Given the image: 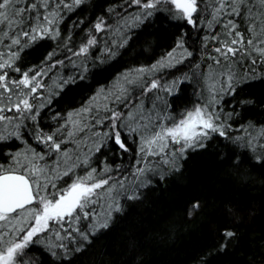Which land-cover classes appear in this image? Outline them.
Returning a JSON list of instances; mask_svg holds the SVG:
<instances>
[{
    "label": "snow or ice",
    "instance_id": "obj_1",
    "mask_svg": "<svg viewBox=\"0 0 264 264\" xmlns=\"http://www.w3.org/2000/svg\"><path fill=\"white\" fill-rule=\"evenodd\" d=\"M86 3L87 0H0V45L7 48V54L0 48V159L4 160L0 164V264H44L45 258L48 264H72V254L81 252L84 244L91 242L90 236L106 231L114 214L123 211L122 200L140 199V189L152 183V175L163 179L160 166L178 171L188 150L204 148L214 135L233 142L241 139L230 136L231 125L225 123L235 114V108L222 116L218 104L226 95L236 96L238 85L242 90L244 83L256 78V67H247L249 59L253 66L264 64V0H124L125 12L133 7L139 11L124 16L110 7L109 15L119 16L114 28L101 15L87 24L83 19L72 21L71 27L62 29L65 13L83 10ZM161 12L184 21L197 34L205 33L196 38L204 49L202 59L212 63L208 65L209 73L201 71V77L207 75L220 86L213 85L206 98L201 92L203 103L198 100L178 123L165 126L168 117L162 114L163 110L160 114L153 112L163 97L149 94L163 91L178 95L190 75L185 73L171 84H161L158 77H148L145 69H136V78L126 75L125 85L119 89L114 85L112 90L100 89L94 94L93 100L104 96L112 102L111 106L95 105L92 111L93 105L82 104L66 115L53 112L55 128L45 131L41 120L57 103L54 97L87 77L80 71L64 76L59 80L60 91L53 90L46 97L44 90L49 86L45 78L51 79L68 64L83 67L90 54L94 55L93 48L103 51L99 59L116 57L128 43L124 29L138 26ZM78 27L85 32V38L77 47L72 33ZM110 31L113 35L122 33L121 38L107 39ZM44 39L54 41L56 47L40 66L25 69L21 63L25 51ZM102 39L103 50L99 47ZM191 39L192 33L182 26L174 48L150 71L191 60L195 56L187 47ZM58 52L62 53L60 58ZM73 57L82 59L78 64ZM241 65L245 70L237 71ZM188 66L192 68L193 64ZM194 67L202 69L198 63ZM13 72L18 75L13 76ZM145 97L151 100L152 107L146 105ZM146 112L150 115L146 116ZM85 114L91 117L89 123H83ZM76 116L80 119L76 120ZM247 146L255 151L253 140L249 139ZM108 153L114 157L125 153L133 156L130 178L124 175L128 169L116 168L113 172L106 164L101 171L93 166V156L98 164L100 156L107 160ZM152 157L157 158L156 164H151ZM255 160L252 167L258 164L264 168V153ZM8 161L12 163L5 167ZM242 163L237 158L236 166ZM111 164H115V159ZM78 169L85 174L78 175ZM61 179L63 185L58 187ZM101 200L106 208L103 215L96 211ZM198 207L199 202L194 203L189 215ZM235 235L231 230L223 232L225 241Z\"/></svg>",
    "mask_w": 264,
    "mask_h": 264
},
{
    "label": "trees",
    "instance_id": "obj_2",
    "mask_svg": "<svg viewBox=\"0 0 264 264\" xmlns=\"http://www.w3.org/2000/svg\"><path fill=\"white\" fill-rule=\"evenodd\" d=\"M123 3L124 0H87L83 10L65 13L61 28L67 29L71 27L72 21L79 19L87 24L101 15L114 28L119 16L109 15L110 7L116 8L124 16L137 13L134 12V7L125 12ZM182 26L192 33L187 47L194 51L195 56L154 76L163 84L185 73L190 75V80L179 90L178 95L170 98L165 96L167 100L163 108L166 110L163 112L168 116V125L177 122L187 111L192 110L198 100L203 103L200 93L203 92L205 98L207 92L203 88L201 71L205 72L211 61L202 59L204 49L201 40L196 37L200 35L202 38L205 33L197 34L184 21L161 12L138 26L124 30L129 37L128 43L118 50L116 57L99 59L103 56V51L93 48L91 52L94 55L90 54L83 67L73 68L68 64L67 67H60L51 79L45 78L49 86L44 90L46 97L53 90L60 91V74L65 69L72 74L83 72L87 77L54 97L57 103L41 120V124L45 125L44 130L47 131L48 127L55 128L57 121L52 118L53 112L66 115L80 109L82 104L92 105V98L99 89H107L120 76L136 69L152 68L164 59L174 48L177 36L182 34ZM80 27L75 28L72 33L77 47L85 38V32L80 31ZM204 27L207 29L206 25ZM67 34L65 31L64 35ZM106 35L107 39L118 41L122 33L113 35L110 31ZM55 47V42L50 39L40 40L25 51L21 63L25 69L40 66ZM99 47L101 50L105 48V40L100 41ZM0 48L7 54V48L3 45ZM61 56L62 53L58 52L57 58ZM73 59L79 64L82 58ZM190 63L193 64L192 68L188 66ZM197 63L202 65V69L194 67ZM247 67H256V78L244 83L242 90L238 85L236 96L226 95L218 104V108L222 109V116L235 108V114L225 123L231 125L229 135L234 139L237 136L241 139L233 142L214 135L204 148L189 149L186 158L180 161L178 171L160 166L163 179L150 174L152 183L140 189V199L122 200L123 211L114 214L106 231L90 236L91 242L85 243L81 252L72 254V264H264V168L258 164L255 168L252 167L256 163L255 157L264 153V138L258 134L264 130V64L253 66L249 59ZM244 70L243 65L237 68V71ZM12 75L17 76L18 73L13 72ZM101 99L97 105L107 103V100ZM145 101L152 105L147 97ZM108 104L111 106L112 102ZM154 112L158 114L157 108ZM89 119L91 117L85 115L84 121ZM28 139L35 144L31 136ZM249 139L253 140L255 151L247 146ZM237 158L244 161L239 167L236 166ZM96 159L93 156V166L99 170L102 171V166L107 164L113 172L116 168L128 169L124 175L130 173L129 169L134 163L133 156L128 153L123 157H114L108 153L107 160L103 156L99 157L98 164ZM113 159L115 164H111ZM0 164H4L3 159H0ZM9 165L10 161L5 167ZM57 185H63V180ZM196 202H199V207L189 215ZM226 229L236 233L230 241L223 238ZM222 244L225 245L223 249ZM33 256H36L35 252ZM44 264H48V258H45Z\"/></svg>",
    "mask_w": 264,
    "mask_h": 264
},
{
    "label": "rangeland",
    "instance_id": "obj_3",
    "mask_svg": "<svg viewBox=\"0 0 264 264\" xmlns=\"http://www.w3.org/2000/svg\"><path fill=\"white\" fill-rule=\"evenodd\" d=\"M170 6V5H169ZM174 10V9H173ZM139 10L137 9V8H135L134 7V12H138ZM175 11V10H174ZM129 23H131V21L129 20ZM129 28H126V29H124V30H128ZM117 34H120V33H118V32H116ZM115 33V34H116ZM102 36H103V34H102ZM176 55H179V53H177ZM166 62V61H165ZM212 62H210V64H211ZM179 64V63H178ZM143 69V68H142ZM152 68H149V69H145L147 72H148V77H154V76H156V75H158V74H161L164 70L163 69H169V67H163V68H160L159 70H157V71H155V72H151L150 70H151ZM209 68H208V66H207V68H206V71L204 72L205 74H208L209 73ZM135 70H133V71H131L130 73H127V74H124V75H122V76H120V78H118V79H115L111 84L112 85H110L109 86V88H107V90H112L113 89V86L115 85L116 86V88L117 89H119L120 87H122V86H124L125 85V81H124V77L126 76V75H133V78H136L135 77ZM203 80H204V90H206V92H207V95H206V97H208V95H209V89L210 88H212L213 87V85L216 87V88H218L220 85H219V83L217 82V81H215V80H213V79H211V78H209V77H207V75L205 76V78H203ZM172 82V81H171ZM171 82H168L167 81V83L168 84H171ZM166 82H164L163 84H165ZM100 90V89H99ZM99 92V91H98ZM153 93H155V96L156 95H159L160 97H163V99L165 98V96L166 97H169L170 95H168V94H166L165 92H163V91H160V92H158V93H156V92H153ZM153 93H151V94H153ZM205 97V98H206ZM100 98H102L101 99V101L103 100V99H105V100H107V103L109 102H111L110 100H108L107 99V97H104V96H101V97H97L95 100H94V102H93V108H94V111H95V105H97V102H99V100H100ZM162 99V100H163ZM162 100H159L157 103H158V105H159V107L157 108V111H158V114H160L161 113V110L163 109V111H165L166 110V108L164 109L163 108V105H164V103H163V101ZM89 105V104H88ZM146 105L148 106V107H152V105L149 103V104H147L146 103ZM155 109L156 108H153V112L155 111ZM163 115H167V114H165V112H163L162 113ZM85 115H87V114H85ZM145 115L147 116V115H150V113H145ZM168 117V116H167ZM75 119L76 120H79L80 119V117L79 116H76L75 117ZM180 120V119H179ZM179 120H177V123L179 122ZM90 122V119L89 120H85V121H83V123H89ZM164 123H165V126H170V125H168V119L166 120V121H164ZM86 132H87V130H86ZM87 134H89L90 135V132H88ZM259 135H261V133H258ZM82 135H83V133H82ZM263 138H264V136H262ZM87 138V137H86ZM33 142L34 143H36L34 140H33ZM19 143V142H18ZM88 146H90V145H88ZM135 147H136V145H135ZM81 148L82 149H85L86 150V148H85V146L84 145H81ZM157 161V158L156 157H152V158H150V162L151 163H153V162H156ZM12 162L10 161V164H11ZM147 163V162H146ZM134 164V163H133ZM30 167H31V165H29ZM102 168L104 169L105 168V166L103 165L102 166ZM102 169V170H103ZM130 170V173H128V175H126V176H129V178H130V174H131V170H132V167L129 169ZM77 174L78 175H80V176H83L84 174H85V172H84V170L82 169V170H80V169H78L77 170ZM118 174V173H117ZM116 174V175H117ZM117 176H119V175H117ZM74 179H75V177H74ZM61 180H63V179H61ZM59 182V181H58ZM58 186V185H57ZM49 191H52V189H49ZM105 210H106V208H105V201L104 200H101V202H100V204L99 205H97L96 206V211L100 214V215H103L104 213H105ZM83 223H87L86 221H84Z\"/></svg>",
    "mask_w": 264,
    "mask_h": 264
},
{
    "label": "bare ground",
    "instance_id": "obj_4",
    "mask_svg": "<svg viewBox=\"0 0 264 264\" xmlns=\"http://www.w3.org/2000/svg\"><path fill=\"white\" fill-rule=\"evenodd\" d=\"M164 71L161 73V74H163L164 72H166V71H168V69H163ZM69 74H72V72L71 71H69V70H63V71H61V74L60 75H62V77H64V76H67V75H69ZM61 77V78H62ZM149 96H152L153 98L155 97V93H153V94H149ZM173 96H175V94H173V95H170L169 97H167V98H170V97H173ZM167 98H165V99H163L162 101H163V103H165L166 102V100H167ZM148 99V98H147ZM149 101H151V100H149ZM158 102V101H157Z\"/></svg>",
    "mask_w": 264,
    "mask_h": 264
}]
</instances>
